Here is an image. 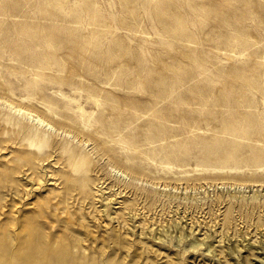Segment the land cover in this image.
Returning <instances> with one entry per match:
<instances>
[{
  "label": "rangeland",
  "instance_id": "374dc122",
  "mask_svg": "<svg viewBox=\"0 0 264 264\" xmlns=\"http://www.w3.org/2000/svg\"><path fill=\"white\" fill-rule=\"evenodd\" d=\"M0 264H264V0H0Z\"/></svg>",
  "mask_w": 264,
  "mask_h": 264
},
{
  "label": "bare ground",
  "instance_id": "6f19581e",
  "mask_svg": "<svg viewBox=\"0 0 264 264\" xmlns=\"http://www.w3.org/2000/svg\"><path fill=\"white\" fill-rule=\"evenodd\" d=\"M30 116H32V114H29ZM33 119H34V121H36L38 124H41V125H44L45 124V121L42 119V118H34L33 117ZM46 125H48L47 123H46Z\"/></svg>",
  "mask_w": 264,
  "mask_h": 264
}]
</instances>
